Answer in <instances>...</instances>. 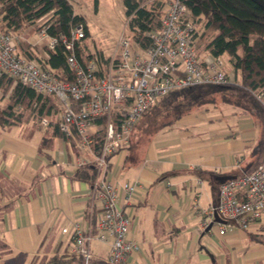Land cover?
<instances>
[{"label": "crops", "instance_id": "1", "mask_svg": "<svg viewBox=\"0 0 264 264\" xmlns=\"http://www.w3.org/2000/svg\"><path fill=\"white\" fill-rule=\"evenodd\" d=\"M42 41L31 42L45 55ZM6 100L0 89V109ZM59 116L54 109L48 125L33 119L0 123L2 264L8 258L17 259L10 264H39L71 253L76 221L93 236V257L111 250V238L96 236L102 211L93 183L75 175L79 166L95 162L94 152L76 134L58 132ZM138 130L137 125L130 143L109 157L105 172L139 245L126 264H264V216L222 234L211 213L223 176L250 172L263 160L264 120L221 103L185 113L151 134ZM135 181L140 185L126 202L124 183Z\"/></svg>", "mask_w": 264, "mask_h": 264}, {"label": "built area", "instance_id": "2", "mask_svg": "<svg viewBox=\"0 0 264 264\" xmlns=\"http://www.w3.org/2000/svg\"><path fill=\"white\" fill-rule=\"evenodd\" d=\"M48 27L49 24L42 23L40 35L50 47L64 43L75 78H61L36 59L21 55L17 34L3 29H0V76L7 74L40 92L54 95L60 105L56 122L59 130L66 135L76 134L82 147L93 150L99 170L93 194L102 211L96 236L111 238L108 259L126 264L131 251L139 245L131 238V217L118 202L117 186L105 177L109 157L130 143L133 128L160 96L183 86L226 83L233 78L224 68L222 56L200 54L199 26L183 0H170L159 29L150 33V45L138 42L139 47L135 48L132 38L123 34L120 52L110 56L104 71L95 59L86 65L79 60L77 45L85 36L81 26L59 36L50 35ZM50 121L51 116L40 120L43 125ZM102 129L104 140L96 151L94 134ZM139 185L137 181L124 183L126 202ZM211 213H217L223 220L219 221L222 234L237 226L247 228L264 216V158L252 171L221 182ZM207 224L204 221L203 225ZM69 229L67 225L63 227L64 232ZM72 231L70 252L82 255L85 264H89L92 256L89 242L93 236L88 226L76 221Z\"/></svg>", "mask_w": 264, "mask_h": 264}, {"label": "trees", "instance_id": "3", "mask_svg": "<svg viewBox=\"0 0 264 264\" xmlns=\"http://www.w3.org/2000/svg\"><path fill=\"white\" fill-rule=\"evenodd\" d=\"M183 1L200 25L199 50L203 49L205 55L214 58L227 55L236 78L239 74L241 77L240 80L226 83L206 82L183 86L160 96L144 111L142 116L149 118L141 132L148 134L150 126H155L156 131L185 113L221 103L234 104L264 120V0ZM124 4L130 37L143 46L150 45V33L159 29L167 1L124 0ZM47 15L48 19L44 23L49 24L48 33L53 36L70 34L73 28L81 26L85 36L77 45L79 60L86 65L95 59L102 71L106 69L111 55L102 50L97 54L90 51L85 42L90 34L87 20L82 13L75 11L71 0H0V29L17 34L19 53L29 59H36L41 66L51 69L61 78L72 80L75 75L67 62L64 43L60 42L55 47L45 44L43 50L46 54L42 55L25 35V30L40 31L42 24L38 21ZM0 89L7 97L0 109L2 124H19L31 120L35 113L40 122L44 116H51L54 109L60 110L54 95L40 92L7 74L0 76ZM56 128L60 134L66 135L58 126ZM104 136V129L94 134V150L101 147ZM96 167V162L81 165L75 175L93 183L98 175ZM39 264H85V260L80 254L66 252L51 256ZM89 264L122 263L111 262L108 256L97 258L92 255Z\"/></svg>", "mask_w": 264, "mask_h": 264}, {"label": "rangeland", "instance_id": "4", "mask_svg": "<svg viewBox=\"0 0 264 264\" xmlns=\"http://www.w3.org/2000/svg\"><path fill=\"white\" fill-rule=\"evenodd\" d=\"M75 11L82 13L86 20L89 27V36L85 38V42L89 46V49L91 52L97 54L99 50H102L105 54L113 55L115 53H119L121 50L120 46V39L122 35H128L131 36V33L129 31V28L127 26V15H126V8L124 4V0H71ZM167 1V6L170 2V0ZM48 15L45 17H42L38 22L40 24L47 21ZM198 23V22H197ZM199 30L200 29V25ZM25 35L28 39H30L34 43H42V40L44 39L39 31L37 30H25ZM41 37V39H40ZM47 41V40H46ZM45 42V41H44ZM43 42V43H44ZM81 43V42H79ZM135 48L139 47V43L133 40ZM200 54L204 56L205 52L203 49L200 50ZM223 61L225 62V69L228 70L233 78V81L240 80V74L239 77L236 78L233 75V68L230 64L229 57L227 55L222 56ZM58 111V108L56 109V112ZM36 114V113H35ZM33 114L32 119L34 121H37L39 124V117ZM34 117V118H33ZM149 117H141L138 121V132H140L143 126H145V121L148 120ZM150 122L155 125L154 121ZM150 123V124H151ZM149 124V125H150ZM155 126H150L148 129V133H154ZM137 132V134H138ZM147 132V131H146ZM103 255H106L105 252ZM14 260H17L14 258L11 260L10 258L4 259L3 261L7 264L12 263ZM123 264V263H122Z\"/></svg>", "mask_w": 264, "mask_h": 264}, {"label": "water", "instance_id": "5", "mask_svg": "<svg viewBox=\"0 0 264 264\" xmlns=\"http://www.w3.org/2000/svg\"><path fill=\"white\" fill-rule=\"evenodd\" d=\"M231 177H234V176H223L224 179L231 178ZM215 219L218 221H223L217 213L215 214ZM211 225L212 224H210V227H211Z\"/></svg>", "mask_w": 264, "mask_h": 264}]
</instances>
